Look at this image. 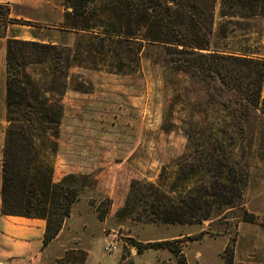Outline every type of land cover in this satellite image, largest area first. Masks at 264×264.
I'll use <instances>...</instances> for the list:
<instances>
[{
  "label": "trees",
  "instance_id": "obj_1",
  "mask_svg": "<svg viewBox=\"0 0 264 264\" xmlns=\"http://www.w3.org/2000/svg\"><path fill=\"white\" fill-rule=\"evenodd\" d=\"M60 3L62 30L76 34L71 47L51 39H5L0 214L44 220L42 250L57 237L82 188L71 174L54 180L62 97L68 90L87 92L71 70L86 63L137 69L150 53H156V64L164 70L200 88L185 118L179 119L187 151L178 158V175L169 193L175 194L177 184L182 190L174 197L151 183H130L129 201L117 213H136L146 224L194 225L211 222L222 210L242 208L239 184L244 180L237 178L234 151L252 147L253 130L264 124V61L246 51L219 50L212 40H225L244 31L249 22L264 19V0ZM8 16L9 8L0 5V38L10 24L29 25ZM176 104L165 113L169 120ZM247 131L245 142L236 139ZM251 218L241 215L243 222ZM143 248L167 250L174 264H188L181 250L167 241L146 242ZM222 264H234L232 248L224 249Z\"/></svg>",
  "mask_w": 264,
  "mask_h": 264
},
{
  "label": "rangeland",
  "instance_id": "obj_2",
  "mask_svg": "<svg viewBox=\"0 0 264 264\" xmlns=\"http://www.w3.org/2000/svg\"><path fill=\"white\" fill-rule=\"evenodd\" d=\"M5 1L0 0V5L9 8L8 18L29 25L10 24L5 38H0V172L6 127L5 39L10 35L29 41L51 39L71 47L76 37L62 30L60 0ZM262 22H249L244 31L225 40L213 39L212 46L254 53L264 61ZM156 57L150 53V59L142 58L137 69L86 63L71 70L87 92L68 90L62 97L64 116L53 157L54 180L71 174L82 188L57 237L41 249V263L117 264L122 257L126 264H174L175 258L167 250L160 255L143 254L144 242L167 241L181 250L188 264H222L226 247L232 248L234 264H264V124L253 130L252 147L234 151L237 178L244 180L239 184L242 208L222 210L211 222L194 225L146 224L136 213L132 217L117 213L129 201L130 183H151L174 197L182 190L177 184L175 194L169 193L178 175V158L187 151L179 119L185 118L188 104L195 102L200 88L184 76L164 70L156 64ZM175 102L169 120L165 113ZM236 137L245 142L248 131ZM242 211L251 221L241 220ZM110 239L116 241L117 250L106 256L102 244Z\"/></svg>",
  "mask_w": 264,
  "mask_h": 264
},
{
  "label": "crops",
  "instance_id": "obj_3",
  "mask_svg": "<svg viewBox=\"0 0 264 264\" xmlns=\"http://www.w3.org/2000/svg\"><path fill=\"white\" fill-rule=\"evenodd\" d=\"M18 0H6L13 3ZM264 22V19H262ZM263 28H264V23ZM32 39L31 41H33ZM262 59L261 56H257ZM1 149V147H0ZM63 176V175H62ZM61 176V177H62ZM60 179V178H59ZM59 179L55 180L58 181ZM1 184V172H0ZM1 206V197H0ZM45 231V221L17 216H3L0 214V264H43L41 263V246ZM146 243V242H144ZM165 250H145L144 253L161 254ZM167 252V251H165ZM139 255V256H143ZM133 256L131 258H135ZM156 259V258H155ZM127 259H122L117 264H126ZM145 264H151L145 262Z\"/></svg>",
  "mask_w": 264,
  "mask_h": 264
},
{
  "label": "built area",
  "instance_id": "obj_4",
  "mask_svg": "<svg viewBox=\"0 0 264 264\" xmlns=\"http://www.w3.org/2000/svg\"><path fill=\"white\" fill-rule=\"evenodd\" d=\"M117 250V243L114 240H104L102 244V252L106 256H111Z\"/></svg>",
  "mask_w": 264,
  "mask_h": 264
}]
</instances>
